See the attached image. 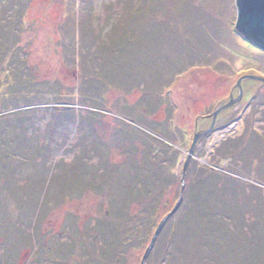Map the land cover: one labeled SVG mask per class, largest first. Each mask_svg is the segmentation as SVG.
<instances>
[{"label": "rangeland", "instance_id": "374dc122", "mask_svg": "<svg viewBox=\"0 0 264 264\" xmlns=\"http://www.w3.org/2000/svg\"><path fill=\"white\" fill-rule=\"evenodd\" d=\"M9 1L23 9L21 49L6 55L0 71L7 76L6 68L13 67L11 74L19 76L16 63L26 58L24 66L33 72L27 70L30 88L0 87V264H81L84 257V264H118L104 247L95 254L94 244L105 245L99 226L110 202L116 205L113 216L120 227L115 213L128 202L124 188L116 185L123 172L109 178L110 195L94 190L84 193L86 198L58 202L64 187L60 162L69 170L79 159L99 170V157L86 160L81 154L86 149L92 155L96 136L103 142L98 147L114 162L133 159L126 168L138 185L143 177L139 170L146 168L144 146L151 145L155 160L161 161V167L157 161L146 164L152 165L147 171L153 175V197L162 202L158 216L139 234L138 240L146 243L129 264H142L182 194L181 207L166 223L147 264H169L168 250L180 255L170 258V264H264V51L237 32V0L0 4ZM3 9L0 5V20ZM104 72L107 79L92 78ZM240 81L242 102L218 121L227 125L203 122L231 103L230 93ZM27 91L34 94L32 101ZM64 112L73 115L70 121ZM56 115L62 120L56 121ZM212 127L214 132L198 142L189 160L195 135ZM224 141L232 152L223 159L224 152H214ZM199 178L217 184L214 219L197 201ZM81 181L77 187L86 190L89 181ZM109 186L102 190L108 192ZM71 212L78 213V233ZM211 230L218 236L213 248L207 240Z\"/></svg>", "mask_w": 264, "mask_h": 264}, {"label": "trees", "instance_id": "16d2710c", "mask_svg": "<svg viewBox=\"0 0 264 264\" xmlns=\"http://www.w3.org/2000/svg\"><path fill=\"white\" fill-rule=\"evenodd\" d=\"M12 6L9 7L8 5ZM1 7H3L4 9V15H3V20H0V67H2V65L4 66V60L6 55L9 54L10 51H15V49L21 46L19 44H21L19 42L18 39V35H19V30H20V26L22 27V16H23V9L22 8H18L15 5L12 4V1L7 2L6 4H0ZM18 10L19 13L17 12ZM3 12V11H2ZM10 12H17L16 16H14L13 18H9V14ZM20 14V15H19ZM20 21V22H17ZM8 23H15V25L9 26ZM3 24H5V26H3ZM130 34V33H127ZM118 42V40H116ZM116 42V43H117ZM119 44V43H118ZM117 44V45H118ZM115 45V44H114ZM119 48H116L115 51H117L118 53H120V51L118 50ZM17 55V54H15ZM19 57V56H18ZM26 58H20V61L22 62L21 65L20 63H16L17 65H19V72H21V74L19 76H17L16 74H11L12 68L8 67L6 69H8L9 74L7 76L4 75V73H2L1 71L4 69L3 67L0 68V87L2 86H6L7 89L8 88H17L20 86H28L27 88H30V86H32V84H29L30 75L28 74V69L33 72V70L31 69V67H25L24 66V62H25ZM14 61H12L11 63H13ZM12 66V65H11ZM10 75L13 77V79L10 78ZM104 77L107 79V75L105 72L100 74L99 76H94L92 77L94 80H96L99 77ZM4 80V81H3ZM42 90H40L39 88H37V92H41ZM27 94V100L32 101V96L34 94L29 95L30 91L26 92ZM17 96V95H16ZM34 98V97H33ZM22 95H20L18 97V102L22 101ZM22 114L18 115L21 116ZM97 115V113H93L92 114ZM62 116H65V118L67 119L66 121H70L72 119V114H68L67 112L62 113ZM104 117V116H102ZM23 120L24 118H21L19 121V123L21 125H23ZM56 121H60L62 120L61 117H59V115H56L55 118ZM175 121V120H174ZM9 125L12 124V121L8 122ZM58 123V122H57ZM174 125L176 126V122L174 123ZM174 131L176 132V127L174 129ZM252 134H257L256 132L252 131ZM99 136H96V139L94 142H91V145L93 146L92 149V155L91 152L88 150H83L81 152V154H83L84 159L89 160L92 159V156H96L99 157L100 162H99V170L98 168H90L87 166V164H82L79 162V159L77 161V163H75V165L73 166L74 168H70L69 170L66 169L68 168L64 162H60L61 164H58L56 167H58V172H61V185L64 186L63 187V191H62V196L59 199V204L61 203V201L63 200H67L72 201L76 198V200L81 199V198H86L84 197V193H91L92 191H100L101 195H103L105 193V195H110L111 193V187L109 185H113L112 182L110 181L109 178H111V176H114V174H121V171L123 172V178L122 180H119L118 183L116 185H118V187H123L125 192L122 193V195H126L127 197V201L128 202H123L121 204V206L119 207V209L117 210V214L115 213L116 216H118V220L120 221V227L115 226L116 223V217H114V206L116 208V205H114V202H110L108 204V210H107V217L103 219L101 226L102 227V235H101V241L105 244V245H95L94 244V253L96 254L97 252H101L103 251V247L106 248V252H112V254L116 255V260L115 262H117L118 264H122L123 262L129 264L128 262L131 260L133 262V255L142 251L144 249V245L146 243V239H143V235L141 236V238L143 239L142 241L139 239L138 237L139 234H141L142 231H146L147 229V221L152 220V222L155 220L156 216H158V212L156 209H158V207H160L162 202L160 201V198H156L153 197L154 195V188L151 186V183L153 182V175L151 174L150 169L151 166L147 167L146 164L147 163H154L157 157L156 153H152L151 149L149 148V146L151 145H145L144 148L146 147L147 149H145V153L147 154V156L142 155V158L144 159V162L146 163L145 165H143V167H146L144 169L139 170V173H142L141 175H143V177L140 178V182L141 185H138L135 183V179L132 180L129 179L130 176V171H129V167L126 168V165L129 161H131V166L134 164L133 159H127L124 162H114L115 159H113L112 157H110L105 151H101V148L98 147V145H100L101 143H103L100 139ZM150 144V142L148 143ZM153 144V143H152ZM156 145H158V143H155ZM228 144V142L224 141L220 146L217 147V150L215 149V152L217 154L218 151H221V154L223 155V152L225 153V155L221 156V158H229L230 156H228L229 152H232L229 150L228 146H226ZM154 146V145H153ZM89 149V148H88ZM215 154V155H216ZM131 158V157H129ZM160 161V160H159ZM157 161V164L159 165V163L161 164V161L159 162ZM159 162V163H158ZM161 167V165H159ZM98 170V171H97ZM149 170V171H147ZM129 171V173H127ZM93 172V173H92ZM126 174V178L125 175ZM154 174V173H153ZM129 175V176H128ZM104 178L103 183H101V178ZM107 177V178H105ZM85 181H89L88 183V187L86 188V190H81L80 188L77 187V182L82 183V180ZM200 179V178H199ZM133 183H131L132 181ZM214 181V180H213ZM103 185H108L109 186V190L108 192L103 189ZM199 185L200 187V191L198 190L199 196H197V201L198 202H204V207L206 209L205 215L208 216V219H214V217H216V212L215 210H212L213 205H215V202H218L219 199V191L217 189V184L215 183H211L209 182V179L207 180H202L200 179L199 181ZM110 192V193H109ZM103 193V194H102ZM100 194V193H99ZM75 196V197H74ZM153 198H151V197ZM90 198V197H89ZM200 198V199H199ZM199 199V200H198ZM145 201V202H141ZM134 201H138V202H134ZM150 201V202H149ZM156 201V202H154ZM207 202V204L205 203ZM67 203V202H66ZM72 203V202H71ZM77 203V202H76ZM62 204V203H61ZM72 216L77 217L78 213L77 212H71ZM101 215V213H100ZM99 215V216H100ZM99 216H95V218L97 219ZM176 217V216H175ZM201 217V216H200ZM229 218H232L230 216H228ZM203 218V217H202ZM174 218H172L171 220H173ZM67 221V220H66ZM78 217L76 218V222L75 225L73 226V228H75V232L78 231ZM213 222L218 223L217 221L213 220ZM147 225V226H146ZM77 226V228H76ZM179 226V225H178ZM93 230L91 229L89 232H92ZM95 231V230H94ZM98 231V230H97ZM212 230L208 233V242H210L209 244H212V247H215V243L218 244V236L216 238H214V236L211 234ZM78 233V232H77ZM85 233V232H84ZM145 234V232H144ZM138 235V236H137ZM147 237V236H146ZM88 238V237H87ZM171 239V237H170ZM96 240V239H95ZM93 241V240H92ZM173 245V244H172ZM77 248L78 247V243L76 242L75 245ZM157 249V248H156ZM173 249V248H172ZM85 253V249L83 251ZM171 252V253H170ZM94 253L92 254V256H94ZM166 255L167 254H172V256L170 258H172L173 260L176 259L180 256L178 254V252L176 253V250H174V252L171 250L168 252H165ZM111 253L108 255L110 256ZM91 256V257H92ZM168 256V255H167ZM90 257V258H91ZM110 260L111 262L114 260L115 256H110ZM170 258L168 263L170 264ZM168 259V258H166ZM93 260V259H91ZM75 261H77V258H75ZM86 261V258L84 257V261H82L81 264H84V262ZM90 261V259H89ZM88 261V263H89ZM104 261V260H103ZM103 261H101L102 264ZM135 261V260H134Z\"/></svg>", "mask_w": 264, "mask_h": 264}, {"label": "water", "instance_id": "95a60500", "mask_svg": "<svg viewBox=\"0 0 264 264\" xmlns=\"http://www.w3.org/2000/svg\"><path fill=\"white\" fill-rule=\"evenodd\" d=\"M237 3L239 10V19L236 25L237 32L246 40L264 51V0H237ZM253 78L256 79L255 77H249V79ZM261 80L264 82V79ZM238 87L241 88V81L238 83ZM234 105L235 102H231L229 105L216 111L213 115L214 124L216 122V119L224 111L233 107ZM213 127L207 132L197 133L195 135L194 142L189 153V160L191 159V156L193 155L194 149L197 146L198 142L204 137H207L211 133ZM182 201L183 194L181 195L180 201L177 204L176 208L161 222L156 234L154 235L151 245L144 255L142 264H147V259L154 250L166 223L178 212L179 208L181 207Z\"/></svg>", "mask_w": 264, "mask_h": 264}, {"label": "flooded vegetation", "instance_id": "af4514ba", "mask_svg": "<svg viewBox=\"0 0 264 264\" xmlns=\"http://www.w3.org/2000/svg\"><path fill=\"white\" fill-rule=\"evenodd\" d=\"M238 91V95L237 96H235V91ZM243 96H244V93H243V90H241L239 87L237 88V86H234V88H233V90H232V92L230 93V100H229V102H235V105L233 106V107H231V108H229V109H227L226 111H224L219 117H218V119H216V122H215V124H214V126H219V125H227V124H218V121H219V118L221 119V116H224V115H226L228 112H230V111H234L235 110V108H236V106H238L237 105V103H241L242 102V99H243ZM236 111V110H235ZM231 114V113H230ZM228 118V117H227ZM203 120V122H206V121H208V122H210L212 125H213V123H214V119H213V117H209V115L208 116H204L203 118H202ZM227 120H229V122L228 123H233V119L231 118V117H229ZM239 120V119H238ZM196 125L198 126V125H200V123H199V119L198 120H196ZM212 132H214V131H212ZM212 132L210 133V134H212ZM209 134V135H210ZM208 135V136H209ZM207 136V137H208Z\"/></svg>", "mask_w": 264, "mask_h": 264}]
</instances>
